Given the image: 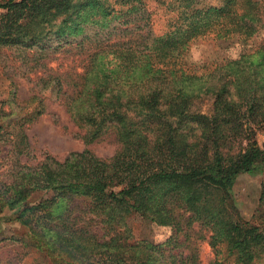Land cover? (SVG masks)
<instances>
[{"label": "trees", "instance_id": "16d2710c", "mask_svg": "<svg viewBox=\"0 0 264 264\" xmlns=\"http://www.w3.org/2000/svg\"><path fill=\"white\" fill-rule=\"evenodd\" d=\"M107 1L0 0V48L45 50L47 41L54 37L78 47L85 42L91 44L93 38L99 43L98 35H89L83 25L94 20L96 10L107 6ZM157 1L169 16L164 33L142 36L136 46L143 51L122 48L126 43L119 41L111 45V59H100L101 53L107 54L104 50L94 52L81 82L74 85L78 90L70 97L73 102L81 100L84 81L92 72L99 73V83L92 93H86L95 94V102H85L88 112L79 120L92 123L87 135L92 141L101 135L108 118H119L120 152L111 160H102L86 149L70 154L63 162L48 157L37 167L23 166L18 175L22 180L16 179L11 185L0 182V203L12 196L22 200L35 190H53L57 199L41 204L40 213L44 215L22 219L24 225L37 219L32 229L39 238L38 245L45 244L52 252L73 254L72 249L89 248L83 243V229L72 227L78 217H72L70 210L56 215L52 210L59 199L74 197L91 200V212L109 225L132 214L157 226L175 228L178 233L186 222L187 226L199 223L211 232L212 248L217 250L226 244L240 264H252L257 250L264 249V229L243 222L234 205L233 188L242 174L264 173V147L251 142L245 131V122H264V103L257 83L240 78L235 81L238 100L231 99L234 95L228 85L234 80L226 77V82L219 80L214 92L216 115L209 118L193 114L192 105L198 96L186 83L204 76L194 69L184 70L183 59L193 43L206 38L238 36L249 40L262 25V5L258 0H220L215 6H203L200 0ZM139 2L143 0H122L129 6ZM109 10L104 12L108 14ZM54 80L63 85L61 75ZM126 85L129 89L124 88ZM120 89L125 94H120ZM107 93L110 96H104ZM125 109H134L137 118L122 119L120 110ZM28 117L33 118L27 115L21 121L26 122ZM19 125L0 122V153L4 146L1 139L8 137L19 139L15 152L19 157L24 155L28 144L24 124ZM236 147L238 151H234ZM260 202H264V179ZM41 224L54 232L48 240ZM172 242L177 244L171 238L164 244L144 245L139 262L151 264L146 261L150 252L165 256ZM108 254L117 257L110 250ZM170 258L169 264H177L175 256Z\"/></svg>", "mask_w": 264, "mask_h": 264}, {"label": "rangeland", "instance_id": "374dc122", "mask_svg": "<svg viewBox=\"0 0 264 264\" xmlns=\"http://www.w3.org/2000/svg\"><path fill=\"white\" fill-rule=\"evenodd\" d=\"M200 1L203 6H215L220 0ZM258 1L262 5V25L249 40H242L238 36L206 38L193 43L184 56V70L194 69L199 76H204L201 80L186 83L190 92L198 96L192 105L193 114L209 118L216 115L218 107L214 92L219 87V80L226 82V77L234 80L228 85L229 92L234 95L231 99L238 100L235 81L240 78L241 81L257 83L261 104L264 103V0ZM108 7L110 10L106 14L104 11ZM96 13L94 20L83 26L89 35H98L99 43L93 38L91 44L85 42L83 47H78L76 43L68 45L65 40L54 37L47 41L45 50L0 48V122L13 126L24 124L28 144L24 155L19 157L15 152L19 139H1L4 146L0 153V182L11 185L16 179L22 180V177H18L21 167H37L48 157L63 162L70 154L88 149L99 159L111 160L120 152L119 118H108L100 131L101 135L92 141L87 136L92 123L83 124L79 120L87 115L88 104L85 102H95V94L86 93H92L99 83V73L92 72L82 86L84 96L73 102L70 97L78 90L74 85L81 82L88 59L94 52L104 50L107 54L101 53L100 59H111L113 56L108 54L113 51L111 45L119 41L126 43L120 46L122 48L133 47L136 51H143L142 47L136 46L142 42V36L163 34L169 16L166 8L157 0H143L134 6L124 5L122 0H108L107 6L96 10ZM124 30L128 32L122 33ZM97 45L100 48L96 49ZM60 75L64 79L60 80L61 86L54 80ZM124 88L129 89V85ZM120 94H125V91L120 89ZM39 111L43 113L38 115ZM120 111L124 120L137 118L134 109ZM7 114L12 116L8 117ZM27 115L33 118L21 121ZM221 118L225 119L223 115ZM228 119L226 116V121ZM193 126L198 127V123L193 122ZM245 131L251 142L264 147V122L258 125L245 122ZM238 149L236 147L234 151ZM263 179L264 173L261 171L242 174L233 188L238 215L244 223L261 229H264V202H260ZM56 197L53 190L40 189L22 197V200H16L19 196H12L0 203V264H141L139 258L142 257L144 245L164 244L171 238H175L177 244L172 242L165 256L150 252L151 256L146 261L169 264L170 255H173L177 264H240L237 254L230 253L226 244L219 245L217 250L212 248L211 232L199 223L187 226L186 222L178 233L175 228L157 226L132 214L124 221L109 225L91 212V200L74 197L59 199L52 210L54 215L70 210L72 217H78L77 225L75 223L72 227L83 229L86 237L83 243L89 248L79 251L72 249L73 254L52 252L47 245H38L39 238L32 229L37 219L29 225H24L22 219L44 215L40 213L41 204L46 201L51 203ZM41 225L46 229L48 240L54 232H48L50 226ZM96 245L101 247L95 248ZM108 250L117 257H111ZM121 257L124 261H121ZM154 259L157 260L154 262ZM252 264H264V249L257 250Z\"/></svg>", "mask_w": 264, "mask_h": 264}]
</instances>
